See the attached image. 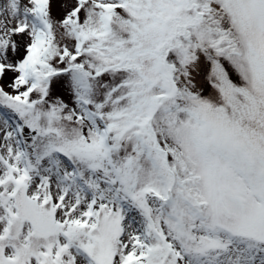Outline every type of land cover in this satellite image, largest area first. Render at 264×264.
Masks as SVG:
<instances>
[{"label":"snow or ice","instance_id":"obj_1","mask_svg":"<svg viewBox=\"0 0 264 264\" xmlns=\"http://www.w3.org/2000/svg\"><path fill=\"white\" fill-rule=\"evenodd\" d=\"M0 264H264V0H2Z\"/></svg>","mask_w":264,"mask_h":264},{"label":"rangeland","instance_id":"obj_2","mask_svg":"<svg viewBox=\"0 0 264 264\" xmlns=\"http://www.w3.org/2000/svg\"><path fill=\"white\" fill-rule=\"evenodd\" d=\"M0 2H2V0H0Z\"/></svg>","mask_w":264,"mask_h":264}]
</instances>
